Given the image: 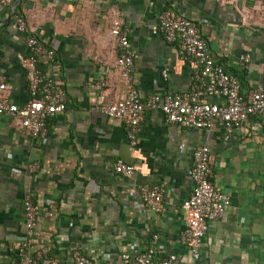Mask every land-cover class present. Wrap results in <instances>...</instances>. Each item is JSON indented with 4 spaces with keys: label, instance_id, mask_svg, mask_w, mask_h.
Masks as SVG:
<instances>
[{
    "label": "crops",
    "instance_id": "1",
    "mask_svg": "<svg viewBox=\"0 0 264 264\" xmlns=\"http://www.w3.org/2000/svg\"><path fill=\"white\" fill-rule=\"evenodd\" d=\"M16 1L0 9L4 92L19 106L30 99L22 60L31 34L55 52L53 65L43 59L38 67L57 73L67 108L47 120L43 140H34L18 117L0 112V264H17L26 196L39 208L30 251L42 255V264H74L75 249L94 264H126L121 254L132 244L146 247L154 234L163 246L158 260L175 254L189 261L180 241L182 202L192 193L191 153L199 145L209 147L210 181L231 203L209 223L201 256L192 264H264V117L251 116L242 128L216 121L210 129H186L148 110L132 145L124 123L97 110L91 88L101 80L109 101L124 95L116 68L121 48L111 34L113 21L120 20L139 53L133 83L142 98L189 91L195 72L181 59L179 41L151 33L160 11L169 10L198 25L215 60L250 99L264 86V0ZM18 21L25 22V32ZM245 54L250 61L241 65ZM117 159L134 165V173L115 172ZM158 183L167 191L162 210L154 212L141 204V187Z\"/></svg>",
    "mask_w": 264,
    "mask_h": 264
},
{
    "label": "built area",
    "instance_id": "2",
    "mask_svg": "<svg viewBox=\"0 0 264 264\" xmlns=\"http://www.w3.org/2000/svg\"><path fill=\"white\" fill-rule=\"evenodd\" d=\"M13 0H0V9ZM217 3L234 2L235 0H214ZM18 29L25 32V22L18 21ZM151 33L161 35L168 43L179 41L180 57L194 67V82L187 92L167 91L154 93L142 98L133 83V68L139 53L130 46L128 29L120 20L113 21L111 34L116 38L121 53L116 60V68L125 83L124 95L116 102L106 97L105 83L98 80L91 84L97 95V110L107 117L122 121L126 128L130 144L135 145L137 134L145 112L159 110L168 123L180 125L186 129H210L219 121L226 128H242L251 116L264 117V86L257 88L250 99L241 92V84L224 65L218 63L202 36L198 25L184 14H174L169 10L160 11L157 21L151 26ZM26 43L29 54L24 58L28 91L30 99L22 106L12 103L5 94L4 78L0 76V112L18 117L23 129L34 140H43L47 135V120L67 108L66 91L59 77L38 67L46 59L55 61L53 49L45 46L36 36L27 35ZM250 61L249 55H241L239 64ZM167 70H163L166 76ZM219 97L220 102L210 101V97ZM210 149L207 145L197 146L192 154L193 166L191 195L182 202L185 211V227L180 234V241L187 248L190 260L181 261L175 254L158 260L163 246L154 234L148 245L141 248L130 245L121 259L126 264H192L201 256V247L209 229V223L219 219L231 203L230 196L216 188L210 181ZM39 168L38 163L31 165L32 170ZM115 172L130 176L135 167L122 159L114 163ZM162 183L143 185L141 187V204L159 212L166 194ZM24 233L18 240L17 264H42V255L30 251V242L34 235L39 208L29 196L23 201ZM74 264H94L92 259L80 250L73 251Z\"/></svg>",
    "mask_w": 264,
    "mask_h": 264
},
{
    "label": "water",
    "instance_id": "3",
    "mask_svg": "<svg viewBox=\"0 0 264 264\" xmlns=\"http://www.w3.org/2000/svg\"><path fill=\"white\" fill-rule=\"evenodd\" d=\"M19 0H17L16 2H15V4L18 2ZM10 11V10H9Z\"/></svg>",
    "mask_w": 264,
    "mask_h": 264
}]
</instances>
